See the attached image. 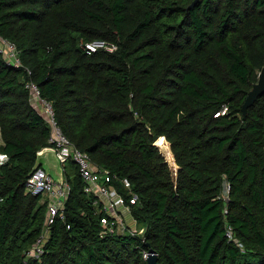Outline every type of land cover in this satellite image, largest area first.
I'll return each instance as SVG.
<instances>
[{"label": "trees", "instance_id": "1", "mask_svg": "<svg viewBox=\"0 0 264 264\" xmlns=\"http://www.w3.org/2000/svg\"><path fill=\"white\" fill-rule=\"evenodd\" d=\"M0 34L23 61L0 50V264H149L145 250L160 264H264V94L244 109L264 67V0H0ZM97 38L118 47L88 52ZM30 81L128 199L132 181L143 235L102 233L71 160L66 218L30 255L47 201L27 181L52 134Z\"/></svg>", "mask_w": 264, "mask_h": 264}, {"label": "built area", "instance_id": "2", "mask_svg": "<svg viewBox=\"0 0 264 264\" xmlns=\"http://www.w3.org/2000/svg\"><path fill=\"white\" fill-rule=\"evenodd\" d=\"M88 52L99 48L114 50L116 43H110L104 38H97L85 43ZM0 50L9 62L15 65H23L20 50L17 44L0 34ZM32 89L35 104L49 116L52 125L50 145L58 154L64 165L73 160L79 167L80 175L84 181L86 192L95 195L94 203L104 212L101 223L104 229L102 233L116 234L130 232L134 235H143L145 226L140 227L138 219L132 213V204L139 200V195L133 191L132 181L128 177L121 179L123 188L130 193V198L114 182L117 175L109 169L95 163L91 155L78 147L58 124L55 118V109L51 100L43 98L38 85L30 81L27 83ZM225 112V109L223 110ZM71 183L65 178L64 182L57 181L45 168L39 166L28 178L27 188L35 194H41L47 201L46 220L43 232L36 241L30 255L39 256L44 251V244L50 234L51 226L58 218H66V200L71 190ZM227 235L232 239L233 230L231 224L227 227ZM152 251V250H151ZM150 250L144 251V257L148 258Z\"/></svg>", "mask_w": 264, "mask_h": 264}, {"label": "water", "instance_id": "3", "mask_svg": "<svg viewBox=\"0 0 264 264\" xmlns=\"http://www.w3.org/2000/svg\"><path fill=\"white\" fill-rule=\"evenodd\" d=\"M264 94V67L259 74V80L255 83L254 88L250 91L247 100L244 104V109L255 102V100ZM45 168L57 181H65V169L62 161L58 157L56 149L52 145L43 147L37 156L36 163L31 171V174L39 167ZM149 264H160L159 254L152 250L148 256Z\"/></svg>", "mask_w": 264, "mask_h": 264}, {"label": "rangeland", "instance_id": "4", "mask_svg": "<svg viewBox=\"0 0 264 264\" xmlns=\"http://www.w3.org/2000/svg\"><path fill=\"white\" fill-rule=\"evenodd\" d=\"M262 70V69H261ZM260 70V72H261ZM260 74V73H259ZM160 138V136L157 138L156 143L160 146L161 151L163 152L166 160L168 161L169 165L172 167L173 173H174V178L178 176V168L179 164L177 163L175 153L172 149V144L169 142V147L166 145V147L163 146V144H159L157 141ZM167 148V149H166ZM170 148V149H169ZM170 151H172L173 157L170 158ZM1 156V155H0ZM1 158V157H0ZM173 158V159H172ZM177 167V168H175ZM177 179V178H176Z\"/></svg>", "mask_w": 264, "mask_h": 264}, {"label": "bare ground", "instance_id": "5", "mask_svg": "<svg viewBox=\"0 0 264 264\" xmlns=\"http://www.w3.org/2000/svg\"><path fill=\"white\" fill-rule=\"evenodd\" d=\"M159 144H163L164 147H166V145L169 147V140L165 137V136H162L158 139L157 141ZM167 149V148H166ZM170 149V148H169ZM173 157V154H172V151H170V158ZM173 159V158H172ZM177 168V167H175Z\"/></svg>", "mask_w": 264, "mask_h": 264}, {"label": "crops", "instance_id": "6", "mask_svg": "<svg viewBox=\"0 0 264 264\" xmlns=\"http://www.w3.org/2000/svg\"><path fill=\"white\" fill-rule=\"evenodd\" d=\"M0 143H1V140H0ZM1 154V153H0ZM0 157H4L3 155H1Z\"/></svg>", "mask_w": 264, "mask_h": 264}]
</instances>
